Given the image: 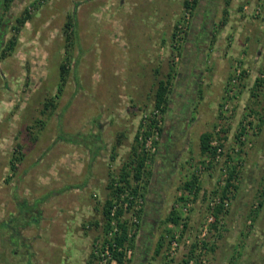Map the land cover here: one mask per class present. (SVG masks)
I'll return each mask as SVG.
<instances>
[{
	"label": "rangeland",
	"instance_id": "374dc122",
	"mask_svg": "<svg viewBox=\"0 0 264 264\" xmlns=\"http://www.w3.org/2000/svg\"><path fill=\"white\" fill-rule=\"evenodd\" d=\"M166 1L171 20L158 38L146 0L0 2V254L1 244L9 250L0 264H102L118 231H105L102 208L138 132L153 136L149 150L139 142L152 178L141 209L123 218L134 245L126 264H184L192 254L200 264H264V0H208L206 20L204 0ZM169 76V106L156 115ZM168 126L178 141L163 155ZM204 133L221 145L215 158L201 153ZM233 170L238 189L224 199ZM194 178L199 190L185 191ZM220 207L227 214L210 223ZM172 211L179 224L165 225Z\"/></svg>",
	"mask_w": 264,
	"mask_h": 264
},
{
	"label": "trees",
	"instance_id": "16d2710c",
	"mask_svg": "<svg viewBox=\"0 0 264 264\" xmlns=\"http://www.w3.org/2000/svg\"><path fill=\"white\" fill-rule=\"evenodd\" d=\"M9 1L11 2L12 0H8V2ZM0 2H2V5L4 4V0ZM5 2L6 4L4 5V7L7 8L6 6L7 0H5ZM185 6L187 8L191 6V3L189 2V0L185 1ZM26 12H27L26 13L27 17L25 16L24 20L22 19L19 20V23L21 24V26H24L26 20L30 18L28 9ZM69 19L70 20L66 24V32L68 34V40L72 42V40L74 41L75 38H77V35H76L77 30H75V27H77V24L72 17H70ZM16 44H17V39L11 40L7 45V49L3 53L4 56L7 52H12L15 49ZM68 70L69 69L67 68L66 65L61 66V72H62L63 78L69 73ZM63 78H61L62 81H61V84L59 85L60 93L63 92V89L66 85L65 78L64 80ZM260 82L261 81H259L256 86H260L259 85ZM171 89H172V78L170 76L164 81L163 80L159 81L156 96H155V108L156 110H159L163 114L165 113V111L167 110L169 106V95L171 93ZM49 107H52V103L50 102H48L45 105L46 109H48ZM156 122L157 121L154 120L153 125H156ZM140 138H141V132H138L135 137V142L137 145H134L132 147L131 156L128 162H126L120 169L119 175H118L119 181L117 182L114 180L111 183H109V190H110L109 198L107 199V201L105 202L102 208V214L105 220V228H104L105 231L109 232V230H112L113 223H115L118 226V231L116 232V235L112 237L113 239H111L110 241L107 239L104 242V244L108 246V250L110 251L112 255L111 263L115 262L116 264H126V258H127L126 251L128 250V246L129 244H131L132 246L134 245L131 243L133 240H130V234H129L130 225L128 221L127 220L124 221L123 218L127 214L134 212L135 201L137 199L145 198V191H142V189L146 190V186H148L152 178L151 169L149 170L148 168H146V164H147V161H149V158L147 157V155H145L139 150ZM213 140H214L213 133H204L201 135L200 150L203 156L209 155L213 158L216 157L219 149H221V145L220 147L214 146ZM116 153H117V146H115L113 149V154L117 155ZM20 155L22 156V154ZM15 158L16 159L14 160H19V161L22 160V157H20L19 155L18 156L15 155ZM114 159L115 158H113V160ZM236 180H237L236 170H233L232 172H230L228 183L223 190L224 199L228 198V193L232 188L235 190L238 189V185L235 183L234 184L232 183V181L236 182ZM197 183H198L197 178H194L186 182L183 185L184 190L189 191V192L199 190V189H196ZM80 188L81 187L77 189H80ZM224 210L225 209L223 207H220L216 210V214H215L216 224L221 221V214H224V215L227 214V212H224ZM142 213L143 211H140L139 213L140 217L142 216ZM179 221H180L179 214L176 211H172L169 214V216L165 219L164 224L165 225L168 223L179 224ZM96 225L98 226L99 224L96 223ZM4 239L5 237L3 236L2 240ZM164 239H165V235H162L161 241L158 244V248L156 251L157 255L161 253V250L164 247ZM1 246L4 247L3 248L4 251L2 252V254H0V263H3V261L6 260L5 257L8 256V255L6 256L5 254L9 250L7 249L8 247L6 245L1 244ZM207 246H208L207 244L204 245L205 248H207ZM196 247H197L196 244L192 246L193 252ZM20 252L21 251H19L18 253L21 256V258H25L26 254L24 255L22 254V252L21 253ZM24 252H26V250ZM192 255L193 257L188 259V261H185L184 264H190L192 260L195 261L194 254ZM91 257L96 259L94 255H92ZM90 264H93V263H90ZM194 264H200V262L195 261Z\"/></svg>",
	"mask_w": 264,
	"mask_h": 264
},
{
	"label": "crops",
	"instance_id": "0c3cea01",
	"mask_svg": "<svg viewBox=\"0 0 264 264\" xmlns=\"http://www.w3.org/2000/svg\"><path fill=\"white\" fill-rule=\"evenodd\" d=\"M122 1V0H121ZM125 1V0H124ZM139 0H137V2H138ZM143 1V0H142ZM171 2H170V4L172 5V0H170ZM210 1H212V0H210ZM210 1H208V0H204V3H203V7H204V10H203V14H202V16H201V18L202 19H204L205 18V20H206V15H208L209 14V12H210V10H212L211 9V5H213V4H208ZM214 1V0H213ZM108 3H112V2H108ZM145 3H148V6H153V7H156V9H153L152 11H150V13H149V16L150 17H148V19L146 20V21H148L149 20V22H150V24H151V32H154L155 33V36H156V38H158L160 35H161V32H164V33H166L167 32V30H166V28L168 27L167 26V24H166V22H170V20H171V18H170V15H171V12H170V10L169 9H166V6H167V4L169 3V1H166V0H146V2ZM154 3V4H153ZM121 4H118V6H120ZM164 6V9L162 8ZM137 7H138V4H137ZM157 7H159L160 9H157ZM209 9V10H208ZM152 12V13H151ZM123 14H124V11H123ZM93 16V15H92ZM163 25V26H162ZM0 26H1V24H0ZM1 29V28H0ZM146 32H147V30H146ZM3 39V38H2ZM157 40V39H156ZM156 42H158V41H156ZM155 41H154V44L156 43ZM158 54H159V51L157 52ZM122 84V83H121ZM169 127V126H168ZM190 128V127H189ZM188 132H184V134L183 135H185L184 137H183V140H182V142L184 143H186V144H184V145H186L185 147H187L188 145L187 144H190L191 143V141H190V137H188L187 138V133H189V130H188V128L186 129ZM185 130V131H186ZM174 129L172 128V126H170L168 129H167V133H166V140H167V142H165V150H164V154L163 155H167L168 154V152H169V149H170V151H172L173 149V146H175V143L178 141L176 138H175V134H174ZM187 141V142H186ZM182 143V144H183ZM170 154V153H169ZM174 157L175 158H177L178 157V155H174ZM104 162H106V161H104ZM172 163V165H175V163H176V165L175 166H177V164H179L178 163V161H172L171 162ZM160 166H163V165H161L160 164ZM176 172H178V167H176V170H175ZM73 190H74V188H73ZM75 192H78V193H80V191H79V189H77L76 188V190H75ZM155 225V224H154Z\"/></svg>",
	"mask_w": 264,
	"mask_h": 264
},
{
	"label": "built area",
	"instance_id": "2783aa9c",
	"mask_svg": "<svg viewBox=\"0 0 264 264\" xmlns=\"http://www.w3.org/2000/svg\"><path fill=\"white\" fill-rule=\"evenodd\" d=\"M45 1H46V0H38V5L44 3ZM159 112H160V111L157 110V111L155 112V114L158 115ZM155 131H157L156 127L154 128L153 133H154ZM140 140H143L144 145L146 146V148H147L148 150H149V148L152 147V144H153V142H154V141H153V136H152V135H151V136H147V137H145L144 139H143V136L141 135ZM224 203H225V202H224ZM142 204H143V201H142L140 198L137 199V200L135 201L134 211L140 210ZM212 206H213V205H212ZM221 206H222V205H221ZM216 209H217V208L212 209L211 211H212V212H215ZM214 217H215V216H210V217H208V221H209L210 223L214 222ZM113 225H116V224L113 223ZM114 230H115V231H113V232L116 233L117 230H116V229H114ZM110 236H112V233H111ZM177 247H178V243H177L176 241H174L173 244H172V255L175 254V251L177 250ZM128 251H129V250L126 251V253H127L126 257H127V258H128V254H129ZM110 260H112V255H111L110 251L108 250V246H106L105 249H104V254H102V264H107ZM190 264H193V261H191Z\"/></svg>",
	"mask_w": 264,
	"mask_h": 264
}]
</instances>
